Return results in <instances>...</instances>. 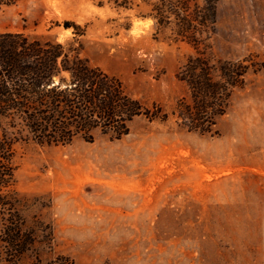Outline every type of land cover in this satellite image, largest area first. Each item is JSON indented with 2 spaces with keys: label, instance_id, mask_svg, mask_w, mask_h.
I'll return each mask as SVG.
<instances>
[{
  "label": "rangeland",
  "instance_id": "rangeland-1",
  "mask_svg": "<svg viewBox=\"0 0 264 264\" xmlns=\"http://www.w3.org/2000/svg\"><path fill=\"white\" fill-rule=\"evenodd\" d=\"M131 1L22 0L0 10V33L54 39L170 114L135 117L121 139L97 129L92 143H17L15 187L36 252L75 264H264V68L254 72L264 63V0H219L215 31L199 47L156 24L158 0ZM198 52L213 64L252 63L214 134L171 114L190 97L179 73Z\"/></svg>",
  "mask_w": 264,
  "mask_h": 264
},
{
  "label": "trees",
  "instance_id": "trees-1",
  "mask_svg": "<svg viewBox=\"0 0 264 264\" xmlns=\"http://www.w3.org/2000/svg\"><path fill=\"white\" fill-rule=\"evenodd\" d=\"M22 0H0V10ZM158 0L150 16L159 27L173 25L179 40L196 47L215 31L219 0ZM118 9L132 8L131 0H100ZM65 28L74 26L66 21ZM248 59L211 63L198 52L187 60L179 78L190 97L181 99L171 113L188 131L214 134L217 119L228 109L232 94L247 84ZM264 68L259 63L254 72ZM167 121L159 105L146 107L129 95L118 77L93 66L78 54L46 36L23 32L0 33V219L3 264H75L72 257L55 254L44 259L38 240L26 229L21 199L16 190V145H68L76 138L94 142V131L121 139L130 133L135 117ZM31 261L26 262L28 256Z\"/></svg>",
  "mask_w": 264,
  "mask_h": 264
}]
</instances>
